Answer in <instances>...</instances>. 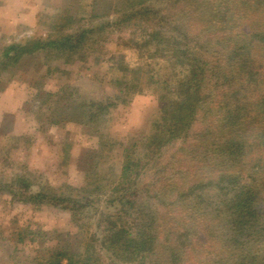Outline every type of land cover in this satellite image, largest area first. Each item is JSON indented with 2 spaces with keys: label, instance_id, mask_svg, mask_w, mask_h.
Here are the masks:
<instances>
[{
  "label": "trees",
  "instance_id": "obj_1",
  "mask_svg": "<svg viewBox=\"0 0 264 264\" xmlns=\"http://www.w3.org/2000/svg\"><path fill=\"white\" fill-rule=\"evenodd\" d=\"M115 4L114 20L92 23L99 28L38 39L30 48L14 43L0 53L2 70L48 46L104 50L115 94L91 100L85 110L78 103L80 114L115 107L135 86L131 73L145 74L160 110L150 130L122 150L119 182L105 197L121 205L98 211L99 236L89 230L94 216L84 209L96 210L94 201L101 200L88 195L92 182L78 198L44 188L25 194L23 177L3 185L27 204L62 203L82 221L67 232L68 241L39 244L45 254L28 264H264V0ZM114 23L136 27L126 40L128 56L107 51ZM134 53L135 61L128 60Z\"/></svg>",
  "mask_w": 264,
  "mask_h": 264
},
{
  "label": "rangeland",
  "instance_id": "obj_2",
  "mask_svg": "<svg viewBox=\"0 0 264 264\" xmlns=\"http://www.w3.org/2000/svg\"><path fill=\"white\" fill-rule=\"evenodd\" d=\"M32 2L30 13L36 12L37 23L22 35L21 43L27 48L38 39L58 41L62 34L73 36L81 28H99V22L106 16L114 20L113 8L120 0ZM90 16L97 17L91 20ZM94 21L99 22L93 27ZM110 27L114 32L108 36L107 51L128 56L126 40L130 35L134 37L132 32L136 33V27L129 23H114ZM95 35L89 33V37ZM102 51L104 54H98L99 49L91 53L84 49L72 51L59 45L48 46L20 58L16 64L11 63L8 73L0 71L1 79L13 78L15 84L9 90L14 91L13 102L9 101L5 109V97L0 101L4 107L0 114V264H28L33 256L45 254L38 251L39 244L49 247L59 240L68 241L67 232L82 222L62 208L65 205L60 207L62 203H58L59 206L27 204L13 197L7 189L2 190L3 185L15 177L28 181L26 188H19L20 192L26 190L25 194L44 188L75 198L86 195L81 188L87 181L92 182L88 195L101 200L94 201L96 210L89 206L84 209L94 216L88 222L89 230L96 236L103 228L97 225L100 224L98 211L111 212L121 205L117 201L106 203L105 197L109 187L119 182L122 150L130 145L131 137L137 138L140 132L150 130L160 110L156 90L143 79L145 74L131 73L135 86L128 89L129 94L124 99L116 101L115 107L92 117L87 109L88 116L80 114L78 103L85 110L91 100L105 101L106 96L115 94L111 81L114 76L106 73L109 54ZM136 55L127 59L135 61ZM50 92H54L53 96L47 95Z\"/></svg>",
  "mask_w": 264,
  "mask_h": 264
},
{
  "label": "crops",
  "instance_id": "obj_3",
  "mask_svg": "<svg viewBox=\"0 0 264 264\" xmlns=\"http://www.w3.org/2000/svg\"><path fill=\"white\" fill-rule=\"evenodd\" d=\"M31 3H33L32 0H0V53L11 44L21 43L23 39L22 35L30 31V27L37 23L36 12L34 11V15L30 13L32 10ZM4 67L2 70L8 73L9 65H5ZM14 87L13 78H0V101L5 97V109L9 101L13 102L11 97L14 91L9 92V90H12ZM3 110V105H0V114L3 113Z\"/></svg>",
  "mask_w": 264,
  "mask_h": 264
}]
</instances>
